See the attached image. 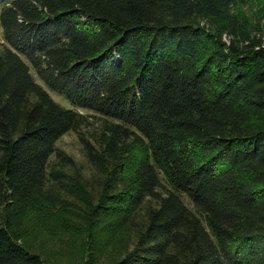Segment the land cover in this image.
<instances>
[{
  "label": "trees",
  "instance_id": "16d2710c",
  "mask_svg": "<svg viewBox=\"0 0 264 264\" xmlns=\"http://www.w3.org/2000/svg\"><path fill=\"white\" fill-rule=\"evenodd\" d=\"M0 29V264H47L17 232L71 191L70 131L128 239L107 264H264V0H0Z\"/></svg>",
  "mask_w": 264,
  "mask_h": 264
},
{
  "label": "rangeland",
  "instance_id": "374dc122",
  "mask_svg": "<svg viewBox=\"0 0 264 264\" xmlns=\"http://www.w3.org/2000/svg\"><path fill=\"white\" fill-rule=\"evenodd\" d=\"M243 13L247 29H256L253 28L254 17L246 11ZM201 24L223 42L230 41L227 19L202 20ZM52 96L63 106H70L62 95L52 92ZM98 121L93 119L92 129L84 130L91 141L94 140L93 129L97 130L101 124ZM58 144L73 157L75 163L67 167V171L77 178L72 180L73 186H67L70 192L47 187L35 193L23 209L17 232L19 242L40 254L47 264H107L121 255L128 239L121 230L115 232L114 225H109L111 219L104 212L93 210L101 197L106 171L86 157L78 132L70 131ZM4 205L0 197V223L7 211Z\"/></svg>",
  "mask_w": 264,
  "mask_h": 264
}]
</instances>
